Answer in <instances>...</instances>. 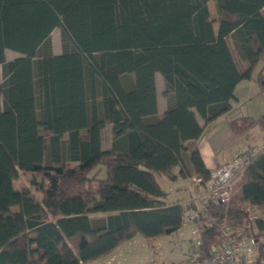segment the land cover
Segmentation results:
<instances>
[{
    "label": "trees",
    "instance_id": "obj_1",
    "mask_svg": "<svg viewBox=\"0 0 264 264\" xmlns=\"http://www.w3.org/2000/svg\"><path fill=\"white\" fill-rule=\"evenodd\" d=\"M208 1L0 0V264H85L133 235L173 233L184 207L165 201L158 177L175 179L178 168L201 177L196 190L207 185L205 126L227 116L235 136L259 127L264 139V111L244 114L230 102L243 79L264 93V0H213L216 20ZM6 48L21 56L6 59ZM20 174L29 185L14 187ZM252 206L264 207V152L195 223L201 254L218 246L221 224L242 226L257 238L254 263L264 264V218L253 219ZM94 212L106 213L102 223Z\"/></svg>",
    "mask_w": 264,
    "mask_h": 264
},
{
    "label": "crops",
    "instance_id": "obj_2",
    "mask_svg": "<svg viewBox=\"0 0 264 264\" xmlns=\"http://www.w3.org/2000/svg\"><path fill=\"white\" fill-rule=\"evenodd\" d=\"M211 3H213V6L215 8L213 0H209L207 2V6L209 10ZM9 50L10 49L6 48L4 51L6 59H12V58H7ZM54 53H59V52L55 51ZM237 61L239 64L242 65L244 64V61L241 60L240 58H237ZM154 77H155L157 113H162L167 106L166 99L163 95L165 83L160 72L158 71L155 72ZM2 79H3V75H2V68L0 65V82L2 81ZM252 81L256 83L254 78H250L239 81L235 86L234 89L235 98L231 99L230 102L233 108L239 107L240 112L243 103H246L247 101L251 99H255L256 97H260V96L264 100V93L256 94L257 84L256 86H253V84H251V86L248 85V83ZM97 106L100 111L101 102L99 100L97 102ZM1 107H2V96L0 95V108ZM260 110H261L260 112L262 113L264 110V106L261 107ZM244 113L252 115V111H249L248 109L244 110ZM196 118L198 122L201 125H203V119L199 115H196ZM227 119H228L227 116H220L212 123H208L205 126L203 133L198 139L199 153L201 155V158L205 166L209 170H212L226 162H229L237 155L242 153H246L249 154L251 157H254L257 154L264 152V139L261 130L260 132L257 131L254 132V130L251 129L248 132V134L235 136L230 126L228 125ZM101 137H102V146L108 147L112 139L111 123H105L104 127L101 129ZM182 157H183V162L187 166L188 170L191 169L188 152L184 151ZM22 175L23 174H20V177ZM179 175H180L179 173H176L175 179L178 178ZM185 178L188 180L190 187L192 189L189 195L186 196L183 195V197H181L182 199L181 198L178 199L177 197H175L173 199L174 201H168L164 197L165 201L168 204H173V203L181 204L184 207V212L193 207H198L200 201L204 199L203 197L206 194V186H198L199 188L197 189L198 190L197 191L195 188L196 185L198 184H194V182L191 179L192 177L187 176ZM18 183L19 180L18 179L15 180L13 182L14 187H18L19 186ZM193 202L195 203V205H192ZM89 216L94 222L100 224L102 223V220L105 218L106 213L94 212V213H90ZM192 225L193 224L182 225V227L192 228ZM134 237L135 235L127 239L125 242H123L121 245H119L117 248H115L105 256L91 260L85 264H155L156 259L153 257L149 258L148 257L149 251L145 252L144 249L143 250L141 249V246L143 245V243H145L146 247L152 248V246L156 244L155 240L158 237L156 239H153L152 243L150 241H147L141 235L139 236V238H134ZM133 239H136L135 242L138 245V248H136L135 250L131 248V244L134 243L132 242ZM159 264L162 263L159 262Z\"/></svg>",
    "mask_w": 264,
    "mask_h": 264
},
{
    "label": "built area",
    "instance_id": "obj_3",
    "mask_svg": "<svg viewBox=\"0 0 264 264\" xmlns=\"http://www.w3.org/2000/svg\"><path fill=\"white\" fill-rule=\"evenodd\" d=\"M250 158L249 154L242 153L229 162L210 170V179L206 185L204 199L200 201L198 207L188 209L182 214L181 224H195L211 202H226L229 199L231 180L243 172ZM191 179L194 184H198L201 177ZM191 233L198 235L197 227H192ZM200 241L198 236L193 251L187 258L182 259L180 264H252L255 262L257 238L242 226L231 227L221 224L219 244L205 256L199 249Z\"/></svg>",
    "mask_w": 264,
    "mask_h": 264
},
{
    "label": "rangeland",
    "instance_id": "obj_4",
    "mask_svg": "<svg viewBox=\"0 0 264 264\" xmlns=\"http://www.w3.org/2000/svg\"><path fill=\"white\" fill-rule=\"evenodd\" d=\"M210 16L213 18V20L217 19V12L216 9L213 6V3L210 5ZM213 26H217V22L214 21ZM229 40V39H228ZM231 45V41H229ZM233 44L231 45V47ZM51 48L52 52L54 53L55 51L61 52V31L58 27H55L52 32H51ZM10 51V52H9ZM7 58H15L18 56H21V54L17 51L14 50H9ZM57 54V53H55ZM259 65V64H258ZM126 81L129 79L128 77L125 78ZM256 86V83L253 81L248 83L249 86ZM264 106V100L263 98L256 97L255 99H251L247 101L246 103L242 104L241 107V113H244V110H249L252 111V115H259L261 112V107ZM264 111V110H263ZM245 114V113H244ZM254 132H260L259 127L253 128ZM71 164H75V162H70ZM177 173H178V168H176ZM35 180L40 179V176H34ZM19 183H24L26 185H29V180H30V174H23L21 177H19ZM159 184L161 188L166 192L165 198L168 201H174L173 199L177 197L180 199L183 197V195H189L190 192L192 191L190 184L188 180L182 176L179 175L178 178L176 179H170L164 175L160 176L158 178ZM38 197L39 195L36 194ZM182 199V198H181ZM252 218L254 219L255 217H261L264 218V207H258V206H252L250 208ZM192 227H196L195 224L192 225ZM140 235H135L134 238H139ZM141 238V237H140ZM198 235L197 234H192L191 233V227H180L179 230L167 234V235H161L159 236L155 241L156 244L152 246V248L146 247L145 243L141 246V249L145 252L149 251L148 257L155 258L156 262L155 264H159L161 262L162 264H180L182 259H185L189 256L190 254V247L193 245H196ZM136 239H133L131 244L132 249L138 248V245L135 242ZM154 241V242H155ZM140 242V241H138ZM147 243V242H146ZM152 243V241H151ZM252 264H257V263H252Z\"/></svg>",
    "mask_w": 264,
    "mask_h": 264
}]
</instances>
